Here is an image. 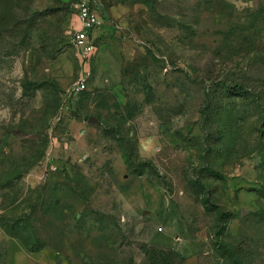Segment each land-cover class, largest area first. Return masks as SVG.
<instances>
[{
    "label": "rangeland",
    "instance_id": "rangeland-1",
    "mask_svg": "<svg viewBox=\"0 0 264 264\" xmlns=\"http://www.w3.org/2000/svg\"><path fill=\"white\" fill-rule=\"evenodd\" d=\"M71 1L0 0V264H264V0H102L79 93Z\"/></svg>",
    "mask_w": 264,
    "mask_h": 264
},
{
    "label": "built area",
    "instance_id": "built-area-1",
    "mask_svg": "<svg viewBox=\"0 0 264 264\" xmlns=\"http://www.w3.org/2000/svg\"><path fill=\"white\" fill-rule=\"evenodd\" d=\"M69 8L77 22L72 30L71 45L81 67L71 92L79 93L86 89L90 77V70L86 67L97 51L93 32L104 19V4L102 0H72Z\"/></svg>",
    "mask_w": 264,
    "mask_h": 264
},
{
    "label": "crops",
    "instance_id": "crops-1",
    "mask_svg": "<svg viewBox=\"0 0 264 264\" xmlns=\"http://www.w3.org/2000/svg\"><path fill=\"white\" fill-rule=\"evenodd\" d=\"M107 4V8L104 6V15L105 12L108 16L109 19H114L115 21L120 20L122 17H124V14H126V7L123 4H120L118 6H112L108 3ZM106 9V11H105ZM76 26H77V22H76ZM103 26V27H102ZM109 27L107 25H101L98 29H96L93 32V36H98V34H103L105 32H108ZM97 34V35H96ZM109 44L107 43L106 46H104V48L101 49V51H99L98 55H97V59L95 61L96 63V67H98V69L100 71H108L107 69L110 68V52H109Z\"/></svg>",
    "mask_w": 264,
    "mask_h": 264
},
{
    "label": "trees",
    "instance_id": "trees-1",
    "mask_svg": "<svg viewBox=\"0 0 264 264\" xmlns=\"http://www.w3.org/2000/svg\"><path fill=\"white\" fill-rule=\"evenodd\" d=\"M233 88L235 89L236 88V90H237V93L239 94V95H241V94H243L244 93V91L242 90V88L241 87H239V86H233Z\"/></svg>",
    "mask_w": 264,
    "mask_h": 264
},
{
    "label": "water",
    "instance_id": "water-1",
    "mask_svg": "<svg viewBox=\"0 0 264 264\" xmlns=\"http://www.w3.org/2000/svg\"><path fill=\"white\" fill-rule=\"evenodd\" d=\"M96 122V120L94 119V118H92V117H90L89 119H88V123H95ZM245 213L242 211V215H244Z\"/></svg>",
    "mask_w": 264,
    "mask_h": 264
}]
</instances>
